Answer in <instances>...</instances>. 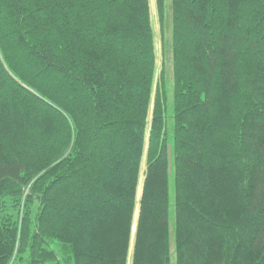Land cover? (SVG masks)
I'll return each instance as SVG.
<instances>
[{"label": "trees", "instance_id": "obj_1", "mask_svg": "<svg viewBox=\"0 0 264 264\" xmlns=\"http://www.w3.org/2000/svg\"><path fill=\"white\" fill-rule=\"evenodd\" d=\"M155 6L158 74L149 0H0V264H264V0Z\"/></svg>", "mask_w": 264, "mask_h": 264}, {"label": "rangeland", "instance_id": "obj_2", "mask_svg": "<svg viewBox=\"0 0 264 264\" xmlns=\"http://www.w3.org/2000/svg\"><path fill=\"white\" fill-rule=\"evenodd\" d=\"M149 10H150L151 23L154 33L156 72L158 74V72H160L161 69L163 68L164 63H166V67L169 68L170 53L168 46H169L170 32H171L170 12L168 9L166 10V15L164 17V24L161 25L156 12L155 0H149ZM169 76H170V70H169ZM150 116H151V109L149 111L148 120L150 119ZM169 159L171 162V158ZM144 169H145V159L143 158L141 163L138 188H137V201L141 196L142 182L144 180ZM171 188H172V184H171ZM137 213L138 210L136 209L135 220L137 219ZM171 215H172V207H171ZM53 248L55 249V246H53ZM131 253H132V248L129 249V257L127 260V264H130Z\"/></svg>", "mask_w": 264, "mask_h": 264}]
</instances>
